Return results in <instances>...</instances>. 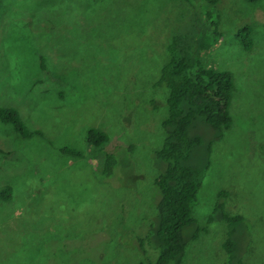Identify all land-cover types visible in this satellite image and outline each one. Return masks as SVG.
Segmentation results:
<instances>
[{
    "label": "rangeland",
    "instance_id": "374dc122",
    "mask_svg": "<svg viewBox=\"0 0 264 264\" xmlns=\"http://www.w3.org/2000/svg\"><path fill=\"white\" fill-rule=\"evenodd\" d=\"M246 26L251 49L237 39ZM174 35L235 84L231 127L193 208L188 234L201 232L182 264H226L229 237L246 264H264V0H0V108L40 132L22 138L0 122V264H143L135 241L157 214L168 114V91L154 84ZM90 128L107 143L89 145ZM106 153L117 160L109 178ZM221 192L226 213L243 218L231 236L208 222Z\"/></svg>",
    "mask_w": 264,
    "mask_h": 264
},
{
    "label": "trees",
    "instance_id": "16d2710c",
    "mask_svg": "<svg viewBox=\"0 0 264 264\" xmlns=\"http://www.w3.org/2000/svg\"><path fill=\"white\" fill-rule=\"evenodd\" d=\"M205 1L216 6L220 0ZM244 1L255 3L259 0ZM214 26L217 27L218 23ZM237 39L244 48H252L249 27L241 28ZM165 52L168 61L154 84V88L168 91V114L162 122L165 138L162 148L155 153L157 166L161 168L154 179L159 192L157 214L150 219L145 237L135 241L143 264H182L188 243L197 239L201 232V228L196 227L193 234H188V230L197 225L193 208L204 175L210 167L212 146L222 140L232 124L229 108L235 91L233 74L205 65L201 58V47L186 36L170 37L165 44ZM0 122L11 125L22 138L40 135L38 131L29 132L18 112L12 108H0ZM200 125L211 131V136L206 140L197 131ZM86 141L99 148L107 143V137L99 130L90 128ZM63 153L79 156L74 150L66 149ZM116 165L115 156L106 153L103 156L102 176L111 177ZM226 195L224 192L219 193L208 222L212 224L218 219L219 222L227 223L231 236L234 233L232 225L243 218L231 217L226 213L223 201ZM11 196V187H6L1 193L4 201H8ZM224 248L229 256L226 264H246L243 255L241 258L235 255V245L230 237ZM147 253L152 258H148Z\"/></svg>",
    "mask_w": 264,
    "mask_h": 264
}]
</instances>
